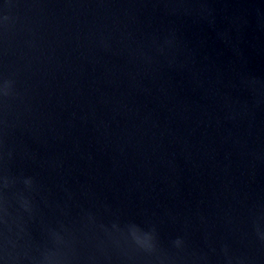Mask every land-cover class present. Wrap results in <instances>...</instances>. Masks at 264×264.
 <instances>
[{
	"label": "water",
	"instance_id": "1",
	"mask_svg": "<svg viewBox=\"0 0 264 264\" xmlns=\"http://www.w3.org/2000/svg\"><path fill=\"white\" fill-rule=\"evenodd\" d=\"M0 264H264V0H0Z\"/></svg>",
	"mask_w": 264,
	"mask_h": 264
}]
</instances>
